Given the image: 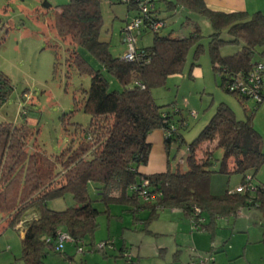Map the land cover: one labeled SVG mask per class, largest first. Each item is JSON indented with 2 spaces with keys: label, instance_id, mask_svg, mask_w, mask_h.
Returning <instances> with one entry per match:
<instances>
[{
  "label": "trees",
  "instance_id": "obj_1",
  "mask_svg": "<svg viewBox=\"0 0 264 264\" xmlns=\"http://www.w3.org/2000/svg\"><path fill=\"white\" fill-rule=\"evenodd\" d=\"M104 1L125 3L127 11H136L133 17L139 12L142 0H68L54 10L49 25L68 44L67 69L75 68L90 77L88 89L82 90L81 104L90 116L89 126L82 129L72 123L75 137L59 154L49 156L36 149L29 151L33 132L27 121L20 125L0 123V234L6 228L23 232L19 257L23 264H44L49 252H59L56 250L59 232H67L74 241L84 237L93 240L97 218L102 213L109 214L111 203L139 206L138 187L145 179L148 191L159 194L155 204L181 209L188 216L194 207L206 212L209 221L201 225L202 231H213L216 216L234 215L240 208L255 206L264 215V183L255 184L257 191L252 200L246 191L225 190L218 194L210 190L214 173H239L243 182L246 174L254 180L264 165V140L252 124L253 113L264 99L253 102L249 95L226 88L235 74H245L254 63L262 61L257 58L264 46V13L215 10L203 0H178L179 3L172 5L179 4L209 21L212 31L208 35V51L212 69L219 78V86L242 105L246 118L237 119L228 105L220 103L208 123L186 145V170L167 165L163 172L142 174L138 168L147 163L151 151L148 134L171 125L185 126L183 117H174L179 109L171 111L169 105L157 104L151 89L163 84L167 76L181 72L191 48V65L196 64L203 46L199 42L202 34L189 17L185 24L181 23L185 27L191 24L186 36H174L171 31L152 32L151 44L138 48L142 56L126 61L121 56H113L110 43L100 38ZM41 7L48 10L51 5L42 0ZM154 20L165 21L155 4L147 13L145 24ZM223 33L228 39L221 38ZM226 43L239 48L232 54L222 55L220 50ZM48 46L55 51L58 44ZM80 48L100 68L92 67L79 52ZM56 61L55 53L53 67ZM106 75L117 81L120 88L111 89ZM11 90L8 78L0 73V105ZM247 101L253 103L251 109L246 107ZM180 128L175 136L164 138L167 152L172 140L184 143ZM216 150L221 151L219 158L214 155ZM90 184L97 198L91 197ZM65 195L71 196L73 205L63 210L48 207V201ZM97 201L104 205V210L96 208ZM155 217L153 204L145 223ZM19 223L21 229L16 227Z\"/></svg>",
  "mask_w": 264,
  "mask_h": 264
},
{
  "label": "rangeland",
  "instance_id": "obj_2",
  "mask_svg": "<svg viewBox=\"0 0 264 264\" xmlns=\"http://www.w3.org/2000/svg\"><path fill=\"white\" fill-rule=\"evenodd\" d=\"M41 1L0 0V73L8 78L12 87L6 101L0 105V123L20 125L27 121L33 132V136L28 142L29 151L36 149L45 155L55 156L68 145L73 136L75 137L72 123L80 125L82 129L89 126L90 116L82 110L81 104L82 90L88 89L90 77L86 73L80 74L75 68L67 69L65 58L68 44L59 39L49 26L53 19L54 10L67 3L68 0H47L51 4L48 10L41 7ZM153 3L159 10L160 17L166 21V25L159 31L160 34H166L170 31L174 36L187 34L191 24L185 27L181 23L184 22L185 24L189 17L193 23L199 26L202 34L199 42L203 46L196 64L191 65L193 62L191 48L181 72L167 76L163 84L151 89L157 104L169 105L171 111L179 109V113H175L174 117L177 119L183 117L185 120V126L180 128L184 143L178 144L177 141L172 140L169 145V161L172 168L179 167L180 170L184 171L187 168L184 160L187 151L186 145L193 141L208 123L220 103L228 105L235 112L237 119H245L246 115L236 97L225 92L219 86V78L212 69L208 51V35L212 29L207 18L189 11L179 4L175 7L172 6L179 3L178 0H153ZM101 13L103 25L100 38L110 43V50L113 55H118L126 49L120 40V30L126 24V20L130 19L136 11H127L125 3L114 2L111 4L104 1L101 3ZM152 35L153 33L150 31H143L139 37V47L149 46L152 42ZM221 38L228 39V36L223 33ZM53 43L58 44L55 51L48 46V44ZM224 47L231 49L236 45L226 43L223 44L222 48ZM78 50L92 67L100 68L96 60L85 50L81 48ZM55 53L57 61L53 67ZM106 77L111 83V89L120 88L117 81L112 77L108 75ZM252 106L253 103L247 101L246 107L251 109ZM190 111H195L197 116H191ZM214 155L219 158L221 151L216 150ZM258 172L254 176V184L261 183L259 178L264 180V170H261L259 174ZM210 183L220 194L235 187V184H241L242 177L235 172L214 173ZM89 192L92 198L98 197L92 184H90ZM71 205L73 202L70 195L48 201V207L53 210H63ZM110 205L113 216H109L107 219L109 214L102 213L97 218L99 223L95 232L97 238L107 234L109 222L115 225V221H119L114 215H120L122 207L118 206L119 203H111ZM95 206L99 210L105 209L104 205L98 201L95 202ZM128 215L125 213L124 218L126 216L130 218L131 215L129 213ZM146 215L148 216V213ZM203 215H207V213L203 211ZM235 219L236 217L231 218L229 225L226 222L227 218H223L219 222L221 227L229 232ZM143 222L144 225L140 226L139 230L146 233L148 240L151 239L149 240L150 244L153 242L161 244L162 240L164 242L171 241L169 246L174 243L171 235L147 234L146 230L150 231V223L146 224L145 220ZM119 226L120 224L117 225L118 228ZM22 234L21 230L15 228H6L0 234V263L23 264L19 259ZM234 234H238L236 229ZM90 247L85 242L82 246L83 252L75 254L73 264L83 263L80 262V258L85 253L92 252ZM233 250L239 252L237 245H234ZM60 252L74 253V248L72 244H65ZM95 252L97 251L95 250ZM190 253L193 255L194 252L190 249ZM58 257L59 254L49 252L44 258V262L45 264H59L58 260L69 262V260Z\"/></svg>",
  "mask_w": 264,
  "mask_h": 264
},
{
  "label": "crops",
  "instance_id": "obj_3",
  "mask_svg": "<svg viewBox=\"0 0 264 264\" xmlns=\"http://www.w3.org/2000/svg\"><path fill=\"white\" fill-rule=\"evenodd\" d=\"M203 2L215 10L245 11L249 14L256 11L264 13V0H203ZM187 34H183L181 37ZM238 48L239 46L236 45V47L231 49L221 48L220 51L224 50L221 53L222 55H229L236 52ZM123 52L113 56L120 57ZM257 59L264 61V46H262L261 54L258 55ZM252 124L254 129L261 135L262 140H264V102L259 104L254 111ZM147 141L151 144V151L147 163L140 166L138 171L142 174H153L165 171L167 165L172 168L169 161V150L167 152L164 144L163 131L160 129L153 130L148 134ZM262 149H264V145H262ZM261 170H264V165L261 166L258 174ZM259 180L264 183V180L260 178ZM236 186L237 184H235ZM235 187L229 190L234 191ZM210 190L213 193H217L216 188H213L211 183ZM153 204L156 217L150 222V231L146 230V232L155 236L171 235L174 242L171 246H169L171 241L164 242L163 240L161 244L159 242L150 244L149 240L151 239L148 240L146 233L139 230L140 226L144 225L143 220L147 218L146 214H149L150 207ZM118 206L122 207V212L120 215L116 214L114 216L119 221H115V225H112L111 222L108 223L105 236L97 238L95 233L93 240L89 237L83 238L84 244L87 242L90 246H93L98 240L112 238L115 242V248L103 252L91 250V253H85L80 258V262H83L80 264H126L120 256V250L124 247L131 249L139 264H190L193 257L202 254V252H211L215 257L216 264H264V215L255 206L240 208L234 215L216 216L214 218L213 231L209 229L203 231L192 230L189 216L181 209L162 207L155 204V201H141L139 206L126 204H119ZM111 213L112 211L109 207L107 219L109 216H113ZM125 213L127 215L129 213L131 215L130 218L128 217L129 215L124 218ZM142 214L145 215L142 216ZM202 216L206 224L209 221L208 215H203L202 211ZM234 217L236 219L232 222L231 230L227 232L221 227L219 221L227 218L226 222L229 225V220ZM119 224L118 228L117 225ZM117 229L119 232H117ZM235 229L238 232L236 235L234 234ZM234 245H237L239 252L233 250ZM72 246L74 253L55 252L59 254L58 258L69 260L68 262L57 259L60 262L59 264H73L75 262V254H78V252L76 246L74 244ZM190 249L194 252L193 255H191ZM61 253L64 254L61 255ZM0 264L11 263L3 262Z\"/></svg>",
  "mask_w": 264,
  "mask_h": 264
},
{
  "label": "built area",
  "instance_id": "obj_4",
  "mask_svg": "<svg viewBox=\"0 0 264 264\" xmlns=\"http://www.w3.org/2000/svg\"><path fill=\"white\" fill-rule=\"evenodd\" d=\"M154 7L153 0H142L139 2V12L124 25L121 39L126 49L121 55L122 59L126 61H133L142 56L139 48V37L142 29H147L150 32H157L162 29L166 23L165 21H151L145 24V18L150 9ZM231 82L226 84V88L230 91H237L249 95V98L253 102H259L264 99V61H258L254 63L252 68L245 74L237 73L232 78ZM26 96V95H24ZM176 111V109H175ZM191 116L196 117L195 111L189 112ZM185 125V122L182 123ZM179 126L171 125L169 128L163 130V137H173L179 131ZM148 181L145 179L138 187L139 200L142 202H152L156 200L159 194L150 193L147 188ZM134 188V187H132ZM235 192L246 191L249 194V200L254 197L257 186L253 182V178L250 174H246L243 178V182L238 184ZM189 222L192 230H200L201 225L205 223V219L202 216V210L199 207H194L192 214L189 216ZM16 227L21 229V223ZM75 244L78 253L83 252L82 246L84 245L83 239L74 241L67 232H59L56 239V250L60 251L64 248L65 244ZM115 242L112 238L98 241L90 250L106 251L108 249H114ZM120 256L126 264H139L136 256L130 248L124 247L120 250ZM192 264H216L215 257L211 252H205L203 254L193 257Z\"/></svg>",
  "mask_w": 264,
  "mask_h": 264
}]
</instances>
